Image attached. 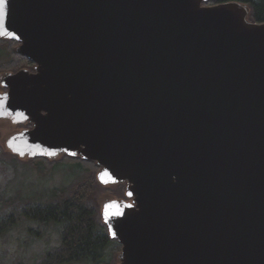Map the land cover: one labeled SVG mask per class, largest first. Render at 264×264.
Instances as JSON below:
<instances>
[{"label":"water","instance_id":"95a60500","mask_svg":"<svg viewBox=\"0 0 264 264\" xmlns=\"http://www.w3.org/2000/svg\"><path fill=\"white\" fill-rule=\"evenodd\" d=\"M0 0L34 71L0 84L20 159L93 162L119 264H264V24L239 2Z\"/></svg>","mask_w":264,"mask_h":264},{"label":"rangeland","instance_id":"374dc122","mask_svg":"<svg viewBox=\"0 0 264 264\" xmlns=\"http://www.w3.org/2000/svg\"><path fill=\"white\" fill-rule=\"evenodd\" d=\"M0 48L4 49L0 51V66L6 67L10 63L15 65L19 62V60H15L12 49H8L10 47L0 43ZM34 66L32 68L21 66L17 70H0V82L8 73H16L22 69L34 71ZM3 92L5 89L0 84V94ZM27 128L31 127L15 125L9 119H0V228L8 226L0 233V264H35L40 260L45 250L60 246L62 241L61 228L51 226L45 231L37 223L23 220L24 218L21 216L22 200L37 201L50 190L69 187L84 175L83 170L65 160L64 155L51 162L58 166L50 172L45 169L53 164L46 162H41V164L28 158L20 159L13 156L7 148V141L12 135ZM90 170L92 171L93 168ZM99 171L93 170L95 178H97ZM120 184L122 183L108 186L100 184L104 189L97 194L100 216L102 205L106 201L127 199L126 189L122 194L119 193L121 191L119 190ZM10 217L14 218L12 221L10 220L11 222L7 220ZM6 222L7 224L4 226ZM8 223L12 225L9 227L10 224ZM121 250L122 246L120 250L108 252L107 258L110 259L111 256V264L120 263L118 257Z\"/></svg>","mask_w":264,"mask_h":264},{"label":"trees","instance_id":"16d2710c","mask_svg":"<svg viewBox=\"0 0 264 264\" xmlns=\"http://www.w3.org/2000/svg\"><path fill=\"white\" fill-rule=\"evenodd\" d=\"M230 2L248 5L251 9L249 20L253 23L264 24V0H211L205 6H216ZM0 43L10 47L8 49H12L15 60H19L15 65L10 63L6 67L0 66V70H17L21 66L32 68L35 65L16 53L17 42L0 39ZM2 50L4 49L0 48V51ZM28 127L31 126L28 125ZM63 158L71 162L73 166L83 170L84 175L69 187L50 190L37 201L30 200L27 202L21 199L23 220L33 221L45 231L51 226L60 227L62 232L60 246L45 250L40 260L35 264H111V256L110 259L107 258L108 252L120 250L121 245L110 239L108 229L100 216L97 194L104 189L94 177L93 172V170L98 171L100 168L96 163L83 161L80 158H70L66 155ZM32 161L53 164L45 169H48V172L58 166L45 158L32 159ZM125 189L126 185H119V190H121L119 193L122 194ZM12 219L14 218L10 217L7 220L12 221ZM6 224L7 222L4 223V226ZM8 224H10L9 227L12 225L11 223ZM5 227L0 228V233L5 230Z\"/></svg>","mask_w":264,"mask_h":264}]
</instances>
